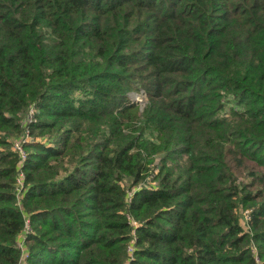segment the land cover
Here are the masks:
<instances>
[{
    "label": "trees",
    "instance_id": "16d2710c",
    "mask_svg": "<svg viewBox=\"0 0 264 264\" xmlns=\"http://www.w3.org/2000/svg\"><path fill=\"white\" fill-rule=\"evenodd\" d=\"M24 253L264 264V0H0V264Z\"/></svg>",
    "mask_w": 264,
    "mask_h": 264
},
{
    "label": "built area",
    "instance_id": "2783aa9c",
    "mask_svg": "<svg viewBox=\"0 0 264 264\" xmlns=\"http://www.w3.org/2000/svg\"><path fill=\"white\" fill-rule=\"evenodd\" d=\"M33 113H34V110L33 111L31 110L30 114L32 115ZM28 139H29L28 134H25V137H23V139H19V140L15 141L14 146H13L14 147L13 149L19 152V154L21 156V162L26 159V152H25V150L23 148V143L26 142V141H28ZM23 177H24V174H23V172H21L20 175H19V179H18V186L19 185L22 186ZM246 217L249 218V212H247V216ZM26 234H27V232H25L23 234V236L21 237V240H20V247L23 250H24V241H25ZM133 250H134V248L131 245L129 247V251L132 253ZM26 257H27V253H24V256L22 258L21 263L25 264Z\"/></svg>",
    "mask_w": 264,
    "mask_h": 264
},
{
    "label": "rangeland",
    "instance_id": "374dc122",
    "mask_svg": "<svg viewBox=\"0 0 264 264\" xmlns=\"http://www.w3.org/2000/svg\"><path fill=\"white\" fill-rule=\"evenodd\" d=\"M134 98H135V100H137L140 103H143V101H145V95L144 94L135 95ZM10 140L15 141V138L11 137ZM247 212H250V211L248 209H244L243 206H241L239 208V216L241 217L242 221L246 219L245 217L247 216ZM21 264H23V263H21Z\"/></svg>",
    "mask_w": 264,
    "mask_h": 264
}]
</instances>
